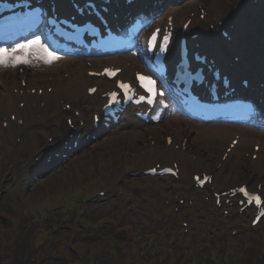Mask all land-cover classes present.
<instances>
[{
  "label": "rangeland",
  "instance_id": "obj_1",
  "mask_svg": "<svg viewBox=\"0 0 264 264\" xmlns=\"http://www.w3.org/2000/svg\"><path fill=\"white\" fill-rule=\"evenodd\" d=\"M250 2L253 3L249 0H187L166 11L172 12L178 23L200 7L210 16L211 24L217 26L219 17L223 22L226 20L228 28L232 25L235 27L232 32V53L236 54L238 51L250 58L254 57L250 50L256 42L254 39L258 38L264 43V16L255 15L250 9L255 5L251 6ZM257 2L261 5L263 0ZM165 15L163 13L162 16ZM194 25V31L202 30L198 22ZM217 43L220 42L214 39V44ZM260 50L264 52L263 49ZM258 62L263 64L261 58ZM23 67L26 70L28 68L25 65ZM0 71L3 73L0 77L12 75V88L19 85L18 71L7 74L3 69ZM37 71L40 70L29 71L30 76L34 73L35 77L44 78L38 79V82H46L49 72L40 71V75ZM61 82L63 80H53V84L57 86ZM31 83L33 82H30L29 87L34 89L36 86ZM78 93L70 99H77ZM5 94L0 88V100L4 99ZM30 96L31 99L37 98L36 94ZM15 99H12V110L16 111L18 104L25 101ZM70 99L59 96L55 102L50 101V104H54L60 111L58 103H67ZM40 103H45V100H28L20 116L30 121L34 107ZM71 104L78 107L75 102ZM8 113L9 110L3 112L0 108V121ZM58 114L59 112L52 110L46 111L43 119L46 128H50V120ZM65 121L59 120L55 124L62 126ZM172 122L170 118L164 123L163 130L151 132L156 143L155 155L164 151L163 141L166 135L174 136L175 142L182 139L176 137L182 134L177 133L176 124ZM33 123L37 124L34 130L31 129ZM40 123L42 121L37 120L27 122L22 127L11 125L9 130L0 132V264H124V261L129 264H149L150 261L143 258L139 244L133 237L132 228L139 222L159 225L161 230L172 226L180 240L177 246L181 251L195 246L200 255L204 254L208 258L212 254L223 253L225 248L228 249V242L231 245L229 247L234 248L233 255L238 257L237 264H264V221L254 231L249 228L250 214L236 217L234 214L226 216L219 212V217L214 212L209 194H191L189 187L191 172H199L204 168V171L214 175V185L218 188L235 187L247 184L248 181L252 186L264 184V153H261L262 159L257 164L251 165V160L246 157L250 149L243 146L237 154L230 155L228 164L219 167L227 144L204 143L201 139L188 136L185 138L188 148L186 156L199 160L181 168L179 183L170 179H136L127 177L124 173L128 170L141 173L143 169L155 164V156L152 153L145 154V150L151 152L149 147L145 148L147 139L138 136L140 134L132 136L123 128H117L96 142L82 143L64 157L60 164L40 166L38 174L30 175L28 181V171L36 164L34 161L43 156L39 149L46 148L47 144L58 145L64 137V132L60 131L55 136L52 133L56 129H51V133ZM51 137L54 138L53 143H46L45 140ZM17 138L22 140L20 144H17ZM148 156L151 161H147ZM171 161L170 158L163 160L166 166ZM227 166L230 169L222 174ZM251 167L253 168L250 169ZM21 183L23 185L20 188ZM106 183L105 196L96 198L98 189ZM176 198L191 199L193 207L185 205L176 214L173 211L178 207ZM82 213L83 217L78 218ZM182 223L188 224L186 237L181 234ZM218 223L219 228L215 226ZM210 224L214 225L213 230L208 229ZM217 228L221 231L216 232ZM225 229L227 236L235 231L237 237L222 238ZM120 256H124L125 260L120 259ZM229 262L233 264L232 258H229ZM184 264H187L186 261Z\"/></svg>",
  "mask_w": 264,
  "mask_h": 264
},
{
  "label": "bare ground",
  "instance_id": "obj_2",
  "mask_svg": "<svg viewBox=\"0 0 264 264\" xmlns=\"http://www.w3.org/2000/svg\"><path fill=\"white\" fill-rule=\"evenodd\" d=\"M158 25V24H156ZM43 45V44H41ZM43 47L47 48L45 45ZM6 49V48H3ZM48 49V48H47ZM49 51V50H48ZM51 52V51H50ZM20 55H24L23 53H19ZM15 55V54H13ZM123 56H117V57H95L90 58L86 57L84 54L74 58L71 62L68 59L61 58L57 60L54 64L51 65H44L49 66L50 70L49 72L52 74L51 76L55 79H58V81H65L64 88L62 90L56 91V95H60L63 93L66 96H73L78 90H80L81 87H85L86 81H90L89 78H87L86 75V69L88 63H93V69H102L104 67L110 66L111 64H115L114 66H122L121 64L123 61H128L129 57L134 56L133 53L130 54H121ZM130 62V60H129ZM11 63V62H9ZM29 63L33 66L42 65V61L35 58V54L29 57ZM41 67V66H40ZM127 70V69H126ZM124 70V72L126 71ZM128 73L129 70H128ZM124 74V73H123ZM128 76V75H127ZM129 77V76H128ZM11 79V77H7V79L3 80V84L0 85V87L4 88L6 86V82H8ZM99 85H107V86H113L111 83H107V81L100 82ZM85 92V90H84ZM55 93V92H54ZM55 96V95H54ZM54 96H45L47 100H51ZM12 95L7 93L5 96V102L6 105L9 107L10 103H12ZM27 97V96H26ZM172 124H176L177 127V133L185 136H194L196 139H201L204 143L205 142H211V143H230L235 136H240V140L238 143V147L234 150V153L236 154L238 148L242 144L244 145H250L255 143H263L264 145V131H257L255 129H249V128H240L237 125L229 124V123H221V122H210V123H203L198 121H192L190 119L181 118L180 115L176 114L171 118ZM180 121H182L180 123ZM137 129L131 128L129 131V134L132 136H135L137 134L147 135L150 128L147 126H136ZM161 127V126H160ZM159 127V128H160ZM162 128V127H161ZM139 136V135H138ZM99 136H96L95 140H98ZM167 156L172 155L175 158H178V161L180 162V165H182L185 161L186 157V150L182 151H174L172 148H167ZM146 151V150H145ZM153 152V150H151ZM264 152V147L261 149L260 153ZM189 162L192 164L193 160L189 159Z\"/></svg>",
  "mask_w": 264,
  "mask_h": 264
},
{
  "label": "snow or ice",
  "instance_id": "obj_3",
  "mask_svg": "<svg viewBox=\"0 0 264 264\" xmlns=\"http://www.w3.org/2000/svg\"><path fill=\"white\" fill-rule=\"evenodd\" d=\"M91 8L92 5H89ZM157 33L160 32L159 29L156 30ZM170 37L167 34L163 35L162 41L159 43L158 52L164 53L167 49V45L169 42ZM156 41H157V35L156 33H153L152 35V43L149 45V50H151L153 47H156ZM13 53H17V55H9L7 49H0V66H5L6 61L11 62L7 66L16 67L21 64H28L29 57L35 54V58L43 61L45 64H52L55 60L58 59L57 56L54 55L53 52L48 51L47 48L43 47L40 43V38L37 36L36 39L30 40L27 44H18L16 48L12 49ZM19 53H23L24 55H19ZM106 74L113 75L114 73L110 72L109 70H106ZM137 79L140 82V87L143 88L144 92L148 94L149 99L146 100L148 104H152L153 101L156 99L157 96L163 97V92L156 93L155 92V81L151 79V77H145V76H138ZM118 87L122 90L123 96L125 99H129L128 97V91H129V85L127 84H119ZM94 91V90H93ZM117 94L112 93L111 94V104H115L117 102L116 99ZM141 102L145 101V96H140ZM162 99L160 100V103H162ZM171 143V141H169ZM235 143V142H234ZM166 171H170V169H166ZM241 192H244V189L240 190ZM255 202L257 204L260 203V198L256 197L254 198Z\"/></svg>",
  "mask_w": 264,
  "mask_h": 264
},
{
  "label": "trees",
  "instance_id": "obj_4",
  "mask_svg": "<svg viewBox=\"0 0 264 264\" xmlns=\"http://www.w3.org/2000/svg\"><path fill=\"white\" fill-rule=\"evenodd\" d=\"M258 11H260V10H257L256 12H258ZM141 239H143V237L141 236ZM149 250L147 251V252H144L143 253V255L146 257V255H148L149 254ZM152 261V264H167L168 263V261H169V259H167V260H164L162 263H158L157 261H154V260H151ZM207 264V263H206ZM214 264V263H213Z\"/></svg>",
  "mask_w": 264,
  "mask_h": 264
}]
</instances>
